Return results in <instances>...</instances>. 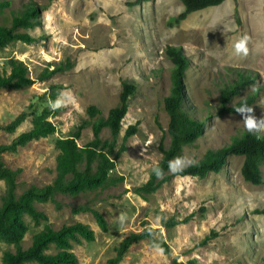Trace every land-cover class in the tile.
Listing matches in <instances>:
<instances>
[{
    "label": "rangeland",
    "instance_id": "1",
    "mask_svg": "<svg viewBox=\"0 0 264 264\" xmlns=\"http://www.w3.org/2000/svg\"><path fill=\"white\" fill-rule=\"evenodd\" d=\"M9 1L0 9V23H10L13 14L30 0ZM33 1L39 8L37 21L29 28L34 39H17L0 47V69L9 71L8 58L17 57L34 79L21 88L0 89V142L12 144L42 112L54 123L55 131L3 151L5 164L20 168L15 193L53 180L59 151L56 139L67 136L82 119H90L89 104L106 115L118 102L123 78L135 80L137 88L122 119L115 150L128 124L137 122L138 130L127 139V148L109 170L114 183L75 194L57 192L53 199L36 201L47 217L36 222L24 214L28 229L22 246L27 247L32 235L46 224L57 228L81 220L93 228L94 237L72 241L79 264L104 263L115 255L125 235L146 226L152 228L153 236L133 242L117 264H169L174 256L195 258L197 264H264V181L255 184L244 179L243 155L230 154L220 171L204 177L174 175L145 195L135 189L160 160V141L167 145L170 140L163 100L171 85L172 63L164 51L168 44L181 46L187 57L190 65L183 82L189 108L206 118L203 135L185 145L181 156L199 159L207 149L228 143L232 135L245 129L238 113H216L219 87L234 68L256 76L234 100L255 93L250 106L257 118L264 117V0H223L179 21L175 18L183 9L181 0H141L137 4L129 3L133 0ZM244 35L249 37V55L242 58L234 54L233 45ZM67 59L72 67L40 78L45 68ZM55 84L58 89L52 92ZM68 92L72 101L67 106L55 111L48 107L49 101ZM22 111L26 116L14 130L4 127ZM92 136L91 125H87L77 142L82 145ZM101 137H112L108 127L102 129ZM262 173L264 178V164ZM6 189V180L0 176V203ZM93 209L106 218V230L98 225ZM120 213L127 216L123 225L118 223ZM190 214L186 222L163 223L170 216L183 219ZM164 242L169 246L167 252L162 249ZM5 249L15 246L0 236V264ZM46 251H56L54 243Z\"/></svg>",
    "mask_w": 264,
    "mask_h": 264
},
{
    "label": "trees",
    "instance_id": "2",
    "mask_svg": "<svg viewBox=\"0 0 264 264\" xmlns=\"http://www.w3.org/2000/svg\"><path fill=\"white\" fill-rule=\"evenodd\" d=\"M141 0H133L130 4H137ZM223 0H181L183 9L176 16V21L185 18L190 12L205 7L217 5ZM9 0L0 1V9L9 5ZM39 8L35 1L30 0L22 5L12 16L10 23H0V47L5 46L13 40L32 41L34 36L30 33L31 28L37 21ZM165 54L171 61L170 70L171 85L169 93L164 95V107L169 115L167 131L170 136L169 143L165 145L163 140L159 143L162 152L160 160L152 167L149 177L135 189L145 195L155 191L164 182L174 175H195L204 177L209 172L220 171L228 160L230 154L243 155L241 173L245 180L255 184L264 181L262 165L264 164V140H257L256 137L243 129L240 133L234 134L231 140L217 148H209L199 159L196 166L185 168L178 173L169 172V161L177 156H181L185 145L194 144L203 135L206 118H200L193 114V109L189 108L190 102L185 92L184 82L189 61L184 55L181 46L168 44L165 47ZM9 71L0 69V89L3 87L21 88L34 81L29 76L27 65L17 57L8 58ZM73 66L70 59L55 62L52 68H45V73L40 78L47 77L55 72L64 71ZM233 75L223 80L219 87L217 114L226 112L235 113L234 107L242 101L251 105L254 94L237 101L234 98L246 87L256 81V76L250 71L242 69H232ZM57 84L51 85L55 92ZM137 82L133 79L123 78L121 80V90L118 102L111 106L106 115L101 114V109L95 104H89L86 108L90 119L82 121L67 136L56 139L59 151L56 156L57 173L53 180L44 185L31 184L18 195L15 193L16 177L20 168H11L5 164L3 151L13 148L16 143H24L33 138L53 133L54 123L46 118V113L37 114L30 128L18 133L12 144L0 142V176L6 180L7 189L2 196L0 203V236L8 242L13 243L15 249H5L2 256V264H24L26 261L36 260L39 264H79L76 253L72 250V241H79L81 237L92 239L94 230L89 224L75 220L71 223H63L55 228L50 224L32 235L31 243L23 247L21 242L28 226L24 214L28 213L39 222L47 217L46 213L36 207V201L53 199L57 192L78 193L85 189H94L115 182V177H110L109 170L115 165V158L127 148L126 141L137 130V122L130 123L125 128L122 135V142L115 150L117 136L122 128V119L128 111L129 101L135 93ZM52 99L55 95L52 93ZM26 116V112L18 113L13 120L4 126L9 130H14ZM91 125L93 136L86 143L80 145L77 139L81 135L83 127ZM3 125L0 123V129ZM108 127L112 134L110 139L102 138L101 131ZM159 166L163 169V175L157 177L153 168ZM92 212L98 225L102 230L107 229V220L102 213L93 209ZM192 214L178 219L175 216L163 220L167 226H172L178 222H186ZM152 228L146 226L140 231H130L116 246V253L108 257L102 264H117L129 246L142 238L152 237ZM51 243H54L56 251H46ZM164 252L169 251L167 243H163ZM169 264H197L195 258L179 260L174 256Z\"/></svg>",
    "mask_w": 264,
    "mask_h": 264
},
{
    "label": "clouds",
    "instance_id": "3",
    "mask_svg": "<svg viewBox=\"0 0 264 264\" xmlns=\"http://www.w3.org/2000/svg\"><path fill=\"white\" fill-rule=\"evenodd\" d=\"M249 37L247 35L241 36L233 45L234 54L239 57H247L249 55L248 47ZM72 101L70 92L61 93L55 101H49L48 107L55 111L61 107L67 106ZM234 111L241 115L245 130L254 135L257 140H264V117L257 118L253 112L252 106L248 105L246 101H242L238 106H235ZM151 143V141H149ZM199 161L192 156L182 155L177 156L169 161L168 167L171 173H178L187 167L196 166ZM154 174L159 178L163 175V169L158 165L153 168ZM118 223L121 225L127 219L125 213H120L118 216Z\"/></svg>",
    "mask_w": 264,
    "mask_h": 264
}]
</instances>
